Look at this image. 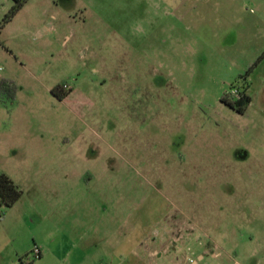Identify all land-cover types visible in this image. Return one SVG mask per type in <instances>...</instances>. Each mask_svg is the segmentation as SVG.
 <instances>
[{
  "label": "rangeland",
  "instance_id": "374dc122",
  "mask_svg": "<svg viewBox=\"0 0 264 264\" xmlns=\"http://www.w3.org/2000/svg\"><path fill=\"white\" fill-rule=\"evenodd\" d=\"M15 5L0 264H264V0Z\"/></svg>",
  "mask_w": 264,
  "mask_h": 264
},
{
  "label": "trees",
  "instance_id": "16d2710c",
  "mask_svg": "<svg viewBox=\"0 0 264 264\" xmlns=\"http://www.w3.org/2000/svg\"><path fill=\"white\" fill-rule=\"evenodd\" d=\"M16 5L13 7L10 14L6 17L5 23L11 22L18 12L29 0H15ZM1 93L5 92L7 81H2L0 84ZM69 95V92L59 96V99L63 100ZM227 99V98H226ZM252 103V98L246 93L240 94V97H234L226 100V104L236 111L237 113L244 114ZM23 196L22 189L12 180V178L2 173L0 174V221L2 220L5 209L13 207Z\"/></svg>",
  "mask_w": 264,
  "mask_h": 264
},
{
  "label": "built area",
  "instance_id": "2783aa9c",
  "mask_svg": "<svg viewBox=\"0 0 264 264\" xmlns=\"http://www.w3.org/2000/svg\"><path fill=\"white\" fill-rule=\"evenodd\" d=\"M41 255H42V251H41L39 248H37V249L35 250V256H36L37 258H40Z\"/></svg>",
  "mask_w": 264,
  "mask_h": 264
},
{
  "label": "crops",
  "instance_id": "0c3cea01",
  "mask_svg": "<svg viewBox=\"0 0 264 264\" xmlns=\"http://www.w3.org/2000/svg\"><path fill=\"white\" fill-rule=\"evenodd\" d=\"M94 226H95V227H94ZM91 227H94V231H95V232H98V230H99V229H98V222H97V223H96V222H94V223L92 222V223H91ZM150 254H151V253H150Z\"/></svg>",
  "mask_w": 264,
  "mask_h": 264
}]
</instances>
